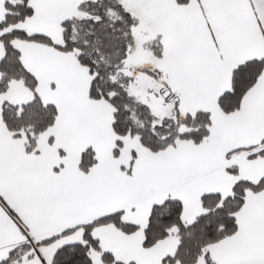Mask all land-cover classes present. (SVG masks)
Wrapping results in <instances>:
<instances>
[{
    "label": "snow or ice",
    "instance_id": "obj_1",
    "mask_svg": "<svg viewBox=\"0 0 264 264\" xmlns=\"http://www.w3.org/2000/svg\"><path fill=\"white\" fill-rule=\"evenodd\" d=\"M0 264H264V0H0Z\"/></svg>",
    "mask_w": 264,
    "mask_h": 264
}]
</instances>
